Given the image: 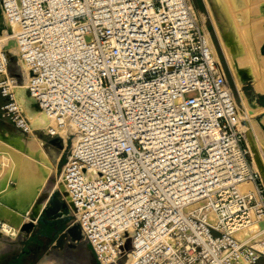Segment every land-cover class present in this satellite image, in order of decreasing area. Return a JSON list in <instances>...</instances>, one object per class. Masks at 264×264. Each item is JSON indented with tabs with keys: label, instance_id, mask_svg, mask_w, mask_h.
I'll return each mask as SVG.
<instances>
[{
	"label": "built area",
	"instance_id": "1",
	"mask_svg": "<svg viewBox=\"0 0 264 264\" xmlns=\"http://www.w3.org/2000/svg\"><path fill=\"white\" fill-rule=\"evenodd\" d=\"M0 6L16 29L0 118L26 133L25 83L40 131L69 143L56 187L98 264H264V235H241L264 220V185L192 0Z\"/></svg>",
	"mask_w": 264,
	"mask_h": 264
},
{
	"label": "bare ground",
	"instance_id": "2",
	"mask_svg": "<svg viewBox=\"0 0 264 264\" xmlns=\"http://www.w3.org/2000/svg\"><path fill=\"white\" fill-rule=\"evenodd\" d=\"M214 2L222 23V33H218V36L216 33V36L235 88L240 90L242 76L246 74L255 93L262 95L264 0H214ZM202 14L200 16L204 20ZM202 28L213 56L218 60L204 24ZM15 33V27L7 23L0 6V50L6 49L16 54ZM240 96L242 109L237 107V131L252 143H254L252 137L256 136L264 151V106L258 105L255 101L249 102L242 93ZM15 99L20 112L27 119L25 125L27 137L20 130H17L18 133H0V222L1 230L5 234H13L17 228H28L38 218L54 191L47 183L55 173L59 158L53 150L46 153L42 148L43 142L36 135L38 131L45 129L48 120L43 113L30 107L25 83L15 88ZM61 137L65 138L66 135L62 132ZM59 189L63 191L62 187ZM239 189L241 192L255 191L252 183H242ZM36 198L40 201L36 202ZM63 202L64 206L54 215V219L69 215V199L65 195ZM22 215H30L31 222L24 223ZM214 219L212 215L209 216L211 222H214ZM261 234L264 235V220L253 221L241 235L255 239ZM66 236L69 237L65 231L59 236L57 243Z\"/></svg>",
	"mask_w": 264,
	"mask_h": 264
},
{
	"label": "rangeland",
	"instance_id": "3",
	"mask_svg": "<svg viewBox=\"0 0 264 264\" xmlns=\"http://www.w3.org/2000/svg\"><path fill=\"white\" fill-rule=\"evenodd\" d=\"M192 3L194 9L200 13V15L203 13L202 15H204V20H202L200 15L199 17L200 21L204 23V26L206 25V22L211 23L215 32L217 33V36L218 33H222L221 18L218 10L216 9L214 0H192ZM202 6L204 11H202ZM221 64L226 73V78L233 92V97L238 109H242L240 104V93H242V95L245 96L249 102L255 101L258 105L264 106V93L262 95L255 93L252 88L251 81L246 74H243L242 84L240 86V90H238L235 88L233 77L228 66L226 65L224 56L221 60ZM0 103H2L1 98ZM0 120L4 121L5 124L7 123L6 126L8 129L2 133L0 132L1 134H5L7 132H19L8 120L1 118ZM24 134L27 137V134ZM238 134L241 138L242 146L247 152L249 167L259 175L260 181L264 185V151L262 146L258 142L256 136L252 137L254 140V143H252L245 135L240 134L239 132ZM36 135L43 142L42 148L46 153H49L50 150H53L54 153H56V155L59 157L56 164L55 173L51 179L48 180L47 185L50 188L53 187L54 189L50 198L56 197L63 201V196L61 193H59V191H57L58 189L56 184L59 170L63 165L66 154L69 150V143L67 142V145H64V143L59 138L47 137L41 131H38ZM42 195L43 194H41V196ZM38 201H40V199L36 198V202ZM64 204L65 203L63 202L62 206H64ZM47 206L48 203L43 209L47 208ZM62 206L59 207L57 213L54 215L58 214ZM54 215L48 218L44 215L42 210L38 218L31 224V226L28 228L13 229V234H5L2 232V223L0 222V264H98L89 247L84 242V240H82V238H80L78 241H74L71 240L70 237L66 236L65 239L57 243L59 236L64 233L65 230L75 224H73V218L71 217L70 209L69 215H67L65 218L54 219ZM22 216L24 223L31 222L32 219L30 215ZM47 220H57L58 223L49 225L46 223ZM212 234L216 235L215 233Z\"/></svg>",
	"mask_w": 264,
	"mask_h": 264
},
{
	"label": "water",
	"instance_id": "4",
	"mask_svg": "<svg viewBox=\"0 0 264 264\" xmlns=\"http://www.w3.org/2000/svg\"><path fill=\"white\" fill-rule=\"evenodd\" d=\"M63 202L59 200L56 197L50 198L48 201V206L47 208L43 209V213L46 217L53 216L55 213H57V210L59 209L60 206H62ZM47 224L52 225V224H57V220H47ZM66 233L69 235V237L74 240L78 241L81 238L79 228L77 225H73L72 227L68 228L65 230Z\"/></svg>",
	"mask_w": 264,
	"mask_h": 264
},
{
	"label": "crops",
	"instance_id": "5",
	"mask_svg": "<svg viewBox=\"0 0 264 264\" xmlns=\"http://www.w3.org/2000/svg\"><path fill=\"white\" fill-rule=\"evenodd\" d=\"M201 8L203 9L202 11H204L203 6H202ZM200 12H201V11H200ZM205 28H206V31H207L208 34H209V38H210V40H211V42H212V45H213V47H214V50H215V52H216L217 59H218V61H219L220 64H221V60H222V58H223V54H222V51H221V49H220V45H219V42H218V39H217V36H216V32H214L213 25H212L211 23L206 22ZM221 56H222V58H221ZM220 59H221V60H220ZM221 65H222V64H221ZM222 67H223V66H222ZM223 71H224V68H223ZM224 74H225V76H226L225 71H224ZM0 104H1V103H0ZM6 125H7V123L5 124L4 121L0 120V132H1V133L4 132V131H7V130H8Z\"/></svg>",
	"mask_w": 264,
	"mask_h": 264
}]
</instances>
